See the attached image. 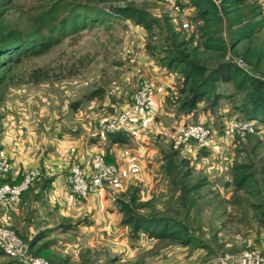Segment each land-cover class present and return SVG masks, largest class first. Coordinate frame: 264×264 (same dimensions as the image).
I'll return each mask as SVG.
<instances>
[{
	"label": "rangeland",
	"instance_id": "1",
	"mask_svg": "<svg viewBox=\"0 0 264 264\" xmlns=\"http://www.w3.org/2000/svg\"><path fill=\"white\" fill-rule=\"evenodd\" d=\"M241 1L207 22L194 17L193 7L171 0H12L3 10L0 28L12 50L22 52L0 68V142L49 153L53 167L67 171L72 162L81 164L78 152L91 162L99 147L118 166L121 180L127 162L111 159L112 144L99 135L102 122L124 110L145 76L157 89L164 77L173 83L157 94L154 125L142 138L122 142L130 150L141 147L144 166L136 161L126 169L130 180L113 195V216L99 222L92 213L70 218L44 199L31 200L37 177L18 200L0 202V226L18 236L28 259L49 264L264 263V122L241 109L249 86L236 92L233 83L217 82L215 93L228 97L202 100L193 114L176 117L177 100L184 96L176 91L181 75L163 60L166 49L188 40L187 52L208 67L229 61L240 68L242 81L264 80V0ZM110 6L139 11L148 25L110 16L105 13ZM246 118L255 124L252 132H235L209 154L204 148L194 152L193 141L180 142L172 129L183 122L221 131L230 120ZM242 163L252 165L253 178L238 188L232 173ZM65 180L68 184L67 172ZM131 194L142 203L137 212L182 221L186 238H151L143 230L134 235L121 225L117 202ZM10 263L24 264L0 249V264Z\"/></svg>",
	"mask_w": 264,
	"mask_h": 264
},
{
	"label": "trees",
	"instance_id": "2",
	"mask_svg": "<svg viewBox=\"0 0 264 264\" xmlns=\"http://www.w3.org/2000/svg\"><path fill=\"white\" fill-rule=\"evenodd\" d=\"M11 2L12 0H0V24L4 16L3 10L7 8ZM176 2L183 7H193L195 10L194 17L207 22L217 16L223 7H232L239 3L242 4L243 1L220 0L221 6L218 5L216 0H176ZM99 8L100 7H94L95 10H99ZM126 10H128L129 13H126ZM101 13H104V10H101ZM105 13L110 16L132 18L134 22L143 23V25L147 23L148 25L145 15L139 13V11L110 6ZM85 18L86 20L89 19V17ZM8 37L9 36L4 34L0 28V68L4 63L14 61L19 53L22 52L20 49L16 51L12 50V45H9L6 41ZM189 43L190 41L188 40H181L176 42L172 49H166L164 51L165 54H167L163 59L166 62V68L170 71H177V73L181 75L178 78L179 82L176 84V91L178 95L183 94L184 96L180 101L177 100L176 117L178 116L177 114H193L197 104L202 100L208 102L213 100L214 102H218L220 98L228 97L226 94L221 95L220 93H215L216 85L213 84H217V82H231L236 92H241L245 89V86H249V88H247V101L241 104V109L249 118L264 122V80L251 78L248 81H242V72L240 68L229 61H219L216 63V67H208L205 63L201 62L197 55L193 56L191 53L187 52ZM34 46L39 47L37 44ZM191 56L193 57L191 58ZM3 80L2 76H0V85ZM172 103L176 104V101ZM127 137L129 136L126 133L120 131L106 134V140L110 145L113 143H122L124 139L127 140ZM202 151L209 154V150L207 149H202ZM187 160L181 159V162L187 166ZM165 166L166 165H164L163 170ZM252 168L250 163L234 165L232 173L233 184L238 188L246 186L253 178ZM19 180L13 181L12 183L18 182ZM181 188L182 186L180 190ZM181 199L188 200V198L184 197H181ZM136 200V196L131 194L128 201L122 199L117 202L119 210L122 213L120 223L121 225L129 226L130 232L135 235L138 231L143 230L149 237L159 239L169 238L172 240H182L186 238V226L182 221H176L167 216H158L154 214L143 215L136 211V209L139 208L137 207L138 204H142L140 202L137 203ZM33 245L34 243L30 244L31 247ZM0 249L3 251L1 246Z\"/></svg>",
	"mask_w": 264,
	"mask_h": 264
},
{
	"label": "built area",
	"instance_id": "3",
	"mask_svg": "<svg viewBox=\"0 0 264 264\" xmlns=\"http://www.w3.org/2000/svg\"><path fill=\"white\" fill-rule=\"evenodd\" d=\"M171 3L175 4L176 0H171ZM166 79L164 77L159 82L163 88H166L165 84L168 82ZM155 84L152 77L145 76L124 110L119 115L109 116L102 122L99 135L105 137L107 133L120 131L128 136L136 137L137 133L146 132L150 126L154 125L156 114L152 112L153 104L156 102L157 94L163 89L162 87L157 89ZM254 128V122L249 119L230 120L221 131H216L204 123L179 122L172 126V129L180 135L181 141H193L194 152L200 148L207 150L218 148L220 142L232 137L235 132H252ZM11 167L10 159L0 151V202L18 200L32 185L39 171L36 166H32L22 174L18 182L11 183L4 180ZM119 180L118 166L108 162L101 151L94 155L89 167L84 168L80 163L72 162L67 169V181L72 193L83 198L97 193L104 187H113ZM0 246L7 254L13 255L24 264H49L38 257L28 259L23 252L24 245L18 236L3 226H0ZM260 259L263 260V258Z\"/></svg>",
	"mask_w": 264,
	"mask_h": 264
},
{
	"label": "crops",
	"instance_id": "4",
	"mask_svg": "<svg viewBox=\"0 0 264 264\" xmlns=\"http://www.w3.org/2000/svg\"><path fill=\"white\" fill-rule=\"evenodd\" d=\"M169 83L170 80L166 82V87L168 89H172L173 83ZM167 93L168 92H166L165 95ZM161 100L163 101V99ZM162 112L163 111H160V113ZM142 133H137L136 138H138L139 136L142 138ZM7 142V140L6 142H0V151L10 158L12 165L8 175L4 178V180L10 182L17 181L22 177V174L28 168H30L31 166H36L39 171L36 178L37 182L35 181V183L30 188V190L32 191L31 200H37L39 198L44 199L47 201L48 205L56 207L57 210L60 211L64 216L70 218H75L80 215L85 216L87 213H92V216L95 215V222H99L100 220L102 221V219L105 220L106 215H108L109 217L113 216L115 213H117V210L115 209L116 207L113 202V195L114 193L125 189L128 185L127 183L130 180L129 170L127 172L126 169L129 168L131 164L137 165L136 161H139L138 164L140 167L142 165L144 166V163H142L141 159L144 152L141 150V147L137 150L132 149L134 152H137L134 153L132 150H130V147L126 146V144H112L109 149L111 159L116 163L124 162L126 164L127 162V164L125 165L126 172L123 171L120 183L115 187L102 188L97 193L89 195L87 198H82L72 193L69 185L66 184V169L65 171H63L61 167H53L52 164H50V162L53 161V157L49 153H45L44 151L32 152L28 149H24L22 145H16V143L15 145H11L10 148V145ZM94 150V153L101 151L99 147L98 149ZM77 155L81 160V164L87 167L90 163V160H88L90 157H87L86 153L78 152Z\"/></svg>",
	"mask_w": 264,
	"mask_h": 264
}]
</instances>
